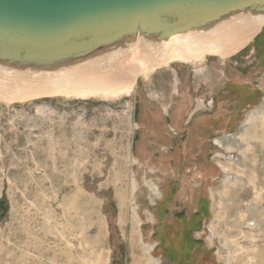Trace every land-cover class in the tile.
Segmentation results:
<instances>
[{
	"label": "rangeland",
	"instance_id": "rangeland-1",
	"mask_svg": "<svg viewBox=\"0 0 264 264\" xmlns=\"http://www.w3.org/2000/svg\"><path fill=\"white\" fill-rule=\"evenodd\" d=\"M148 75L0 100V264H264V31Z\"/></svg>",
	"mask_w": 264,
	"mask_h": 264
},
{
	"label": "water",
	"instance_id": "water-1",
	"mask_svg": "<svg viewBox=\"0 0 264 264\" xmlns=\"http://www.w3.org/2000/svg\"><path fill=\"white\" fill-rule=\"evenodd\" d=\"M242 19H264V0H0V77L56 87L138 46L205 37Z\"/></svg>",
	"mask_w": 264,
	"mask_h": 264
},
{
	"label": "bare ground",
	"instance_id": "bare-ground-1",
	"mask_svg": "<svg viewBox=\"0 0 264 264\" xmlns=\"http://www.w3.org/2000/svg\"><path fill=\"white\" fill-rule=\"evenodd\" d=\"M261 31H264V19H242L205 37L173 40L150 50L138 46L119 60L104 61L99 67L78 74L56 87L17 83L0 77V100L14 102L54 96L120 98L135 91L138 78L147 76L152 69L155 72L172 62L201 64L207 55L229 59L252 43Z\"/></svg>",
	"mask_w": 264,
	"mask_h": 264
},
{
	"label": "flooded vegetation",
	"instance_id": "flooded-vegetation-1",
	"mask_svg": "<svg viewBox=\"0 0 264 264\" xmlns=\"http://www.w3.org/2000/svg\"><path fill=\"white\" fill-rule=\"evenodd\" d=\"M244 77H237V78H233V81L232 82H230V85L231 86H244V79H243ZM182 113H180L179 114V112H176V114H174V122H175V127L177 128V129H183V126H182V124H180V122H183L182 121V115H181ZM192 118H193V116L191 117V120L188 122L189 124H190V122L192 121ZM187 129H192V132H196L197 130H198V126H194V128L192 127V128H190L189 126H188V128ZM187 129H185V130H187Z\"/></svg>",
	"mask_w": 264,
	"mask_h": 264
},
{
	"label": "crops",
	"instance_id": "crops-1",
	"mask_svg": "<svg viewBox=\"0 0 264 264\" xmlns=\"http://www.w3.org/2000/svg\"><path fill=\"white\" fill-rule=\"evenodd\" d=\"M233 77H234V78H237V77H239V76H237V75H234Z\"/></svg>",
	"mask_w": 264,
	"mask_h": 264
}]
</instances>
